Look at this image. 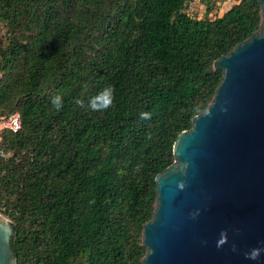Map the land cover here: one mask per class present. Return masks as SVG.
Here are the masks:
<instances>
[{"label":"trees","instance_id":"1","mask_svg":"<svg viewBox=\"0 0 264 264\" xmlns=\"http://www.w3.org/2000/svg\"><path fill=\"white\" fill-rule=\"evenodd\" d=\"M193 1L0 0V115L22 121L0 132V212L18 264H145L155 178L212 102L214 61L263 21L259 0L214 17L218 0L204 17Z\"/></svg>","mask_w":264,"mask_h":264},{"label":"water","instance_id":"2","mask_svg":"<svg viewBox=\"0 0 264 264\" xmlns=\"http://www.w3.org/2000/svg\"><path fill=\"white\" fill-rule=\"evenodd\" d=\"M259 30L214 61L212 102L158 173L144 224L145 264H264V0ZM15 233L0 212V264H18Z\"/></svg>","mask_w":264,"mask_h":264},{"label":"rangeland","instance_id":"3","mask_svg":"<svg viewBox=\"0 0 264 264\" xmlns=\"http://www.w3.org/2000/svg\"><path fill=\"white\" fill-rule=\"evenodd\" d=\"M238 0H218L217 7H214L211 17L217 16L218 14L224 13L228 8L234 5ZM189 11L196 14L199 17H204L206 12V3L204 0H195L190 4ZM7 37V28L3 22H0V47L4 45Z\"/></svg>","mask_w":264,"mask_h":264},{"label":"clouds","instance_id":"4","mask_svg":"<svg viewBox=\"0 0 264 264\" xmlns=\"http://www.w3.org/2000/svg\"><path fill=\"white\" fill-rule=\"evenodd\" d=\"M113 99V89L111 87H105L96 97H94L90 102L89 106L93 110H103L111 105ZM53 103L59 107V97L54 98ZM146 115L145 113L141 114Z\"/></svg>","mask_w":264,"mask_h":264},{"label":"built area","instance_id":"5","mask_svg":"<svg viewBox=\"0 0 264 264\" xmlns=\"http://www.w3.org/2000/svg\"><path fill=\"white\" fill-rule=\"evenodd\" d=\"M21 125L22 121L19 112L0 115V132L2 130H11L13 132H17L21 128ZM4 154V150L0 148V156Z\"/></svg>","mask_w":264,"mask_h":264},{"label":"crops","instance_id":"6","mask_svg":"<svg viewBox=\"0 0 264 264\" xmlns=\"http://www.w3.org/2000/svg\"><path fill=\"white\" fill-rule=\"evenodd\" d=\"M236 3H238V2H236ZM231 7H232V6H231ZM228 9H229V8H228ZM228 9H227V10H228ZM222 14H223V13H221L220 15H222Z\"/></svg>","mask_w":264,"mask_h":264}]
</instances>
